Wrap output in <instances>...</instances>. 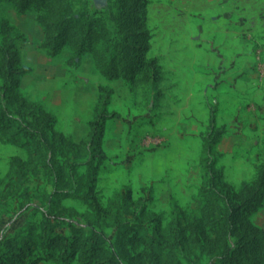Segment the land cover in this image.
<instances>
[{"label":"rangeland","instance_id":"1","mask_svg":"<svg viewBox=\"0 0 264 264\" xmlns=\"http://www.w3.org/2000/svg\"><path fill=\"white\" fill-rule=\"evenodd\" d=\"M70 2L74 13L100 18L110 30L122 6V0ZM134 9L131 46L136 55L144 51V64L153 61L154 68L143 66L126 82L106 80L89 53L76 58L65 46L49 56L41 48L43 34L36 13L19 14L12 4L0 2V48L5 22L20 36L15 49L19 66L28 70L15 91L55 123L52 129L33 128L31 110L8 107L0 93L2 111L28 127L30 121L33 133L50 139L55 131L83 144L94 111H101L106 102L104 160L95 159L90 183L104 209L122 196L131 200L130 214L124 216L126 228L104 230L108 250L116 251L122 264H146L144 242L164 239L174 220L187 222L202 210L200 159L210 135L219 136L208 164L219 173V190L224 196L229 192L232 204L238 203L235 198L244 186L264 173V0H138ZM4 85L10 87V79L0 81ZM81 154L79 173L85 175L89 157ZM13 157L26 160L27 154L0 131V243L40 233L47 207L43 194L51 191L44 173L13 187L9 166ZM60 204L77 213L64 214L55 224L53 233L64 240L57 241V251L63 253L76 230L87 231L82 215L88 210L76 200ZM250 222L264 230V202ZM236 243V238L227 237L230 249ZM69 251L73 252L69 264H78V247L71 245ZM178 260L179 264L216 262L213 253L201 250ZM39 264L58 263L50 259Z\"/></svg>","mask_w":264,"mask_h":264},{"label":"trees","instance_id":"2","mask_svg":"<svg viewBox=\"0 0 264 264\" xmlns=\"http://www.w3.org/2000/svg\"><path fill=\"white\" fill-rule=\"evenodd\" d=\"M12 4L19 14L27 10L36 13V23L42 31L41 48L49 56H56L68 46L74 57L91 54L96 70L106 80H124L130 82L145 66L154 68V62H143V53L138 55L131 46L130 26L134 18V6L138 0H122L120 11L113 20L110 30L100 18H90L86 13H74L70 0H0ZM3 47L0 48V81L10 79L11 86H0V93L10 108L19 111L30 109V116L35 118L33 128L43 126L52 129L54 118L33 107L21 99L15 89L21 77L28 70L19 66L15 42L20 38L17 31L7 23H1ZM133 59L137 60L133 63ZM138 60L140 62H138ZM94 111L89 123L87 140L83 144L73 143L62 134L52 132L50 139L39 131L34 133L31 127L14 115L1 110L0 131L7 141L23 148L27 159L13 157L9 162L15 178L13 187L20 188L28 182L29 177L44 173L50 183V192L43 194L47 204L42 212V229L38 235L28 232L25 237L13 236L0 243V264H39L53 259L58 264H69L73 252L71 245L80 251L78 264H122L116 251H109L104 234L105 229L123 230L127 224L124 216L130 214L131 200L120 197L108 209L102 208L92 193L90 183L94 170L92 164L104 160L101 144L104 134V122L107 120L104 107ZM210 124H214L211 116ZM218 134H212L203 147L200 159L203 168L202 197L204 207L187 222L174 220L169 233L164 239L155 238L144 242L142 257L146 264H179V256H191L198 250L213 253L215 264H264V230L254 226L250 217L264 202V173L250 185L244 186L236 196L237 204H232L229 192L225 196L219 190V173L208 164V157L213 153V146L218 142ZM89 157L86 162L88 171L79 173L78 160L81 153ZM82 155V154H81ZM224 188V187H222ZM64 199L76 200L87 207L82 215L87 231L76 230L67 239L63 253L57 251V241L63 242L53 233L57 221L64 215H77L71 208L63 207ZM227 237L236 238L233 249L227 244Z\"/></svg>","mask_w":264,"mask_h":264}]
</instances>
